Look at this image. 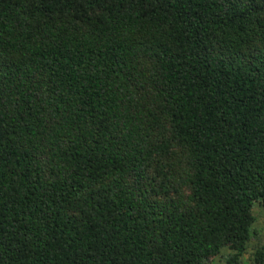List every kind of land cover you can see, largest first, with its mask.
<instances>
[{
	"label": "trees",
	"instance_id": "16d2710c",
	"mask_svg": "<svg viewBox=\"0 0 264 264\" xmlns=\"http://www.w3.org/2000/svg\"><path fill=\"white\" fill-rule=\"evenodd\" d=\"M256 204L264 0H0V264H243Z\"/></svg>",
	"mask_w": 264,
	"mask_h": 264
},
{
	"label": "rangeland",
	"instance_id": "374dc122",
	"mask_svg": "<svg viewBox=\"0 0 264 264\" xmlns=\"http://www.w3.org/2000/svg\"><path fill=\"white\" fill-rule=\"evenodd\" d=\"M254 215L257 217V223L253 232V247L249 250L248 254L245 257V263L243 264H251L250 257L254 253V245H264V210L256 204L253 209ZM229 251L224 250L218 258L210 259L206 261L204 264H227V259L229 256Z\"/></svg>",
	"mask_w": 264,
	"mask_h": 264
}]
</instances>
